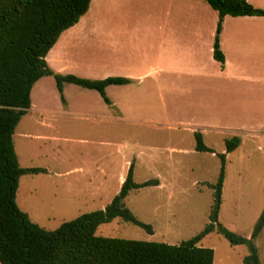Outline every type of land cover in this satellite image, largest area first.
<instances>
[{"label":"rangeland","instance_id":"obj_1","mask_svg":"<svg viewBox=\"0 0 264 264\" xmlns=\"http://www.w3.org/2000/svg\"><path fill=\"white\" fill-rule=\"evenodd\" d=\"M197 1L210 8L204 0ZM162 2L90 0L79 21L49 50V67L94 79L123 68L143 73L157 67L163 55L158 39ZM244 22L264 25V16ZM61 62L64 69L58 71ZM258 62L262 79L257 96L235 121L210 119L192 109L190 85L179 83L175 75L151 71L130 85H108L105 92L113 105L96 90L71 83L63 85V102L54 78L41 77L31 89L30 108L15 127L13 146L21 167L45 171L19 177L18 208L41 227L55 229L109 203L133 163L134 181L160 182L132 189L124 199L151 232L115 217L95 233L177 244L208 222L213 201L208 183L217 180L218 153H225L218 221L250 237L264 207V49ZM194 131L214 152L195 149ZM234 136L240 142L226 152L225 141ZM198 244L213 249V264H244L248 253L246 245H232L216 231ZM254 244L264 264V226Z\"/></svg>","mask_w":264,"mask_h":264},{"label":"trees","instance_id":"obj_2","mask_svg":"<svg viewBox=\"0 0 264 264\" xmlns=\"http://www.w3.org/2000/svg\"><path fill=\"white\" fill-rule=\"evenodd\" d=\"M218 15L212 55L222 66L224 56L219 46V32L225 15L264 16V8L247 0H204ZM90 0H0V264H213V249L198 242L212 231L220 233L230 244H244L248 253L244 264H260L254 239L264 226V207L254 223L250 237L236 234L218 221L224 179L225 153H218L220 170L213 189L208 222L194 236L177 244L158 241L102 236L95 233L102 223L115 217L151 232V226L125 206L132 189L158 185L157 178L136 182L133 163L118 192L103 208L81 213L63 221L55 229H45L32 221L15 202L21 175L44 172L43 168L21 167L13 146V133L20 118L31 106V89L43 76L54 78L64 102V83L96 90L110 104L105 87L124 84L129 78L108 76L101 79L80 77L53 71L46 55L59 35L78 22ZM195 149L214 152L194 131ZM240 140L225 141L226 152Z\"/></svg>","mask_w":264,"mask_h":264},{"label":"crops","instance_id":"obj_3","mask_svg":"<svg viewBox=\"0 0 264 264\" xmlns=\"http://www.w3.org/2000/svg\"><path fill=\"white\" fill-rule=\"evenodd\" d=\"M247 1L255 7L264 8L263 0ZM259 1L263 2L262 5L257 3ZM210 8L199 5L197 0H163L159 6L162 19L158 23V39L163 51L161 63L143 73H137L135 68L115 71L113 76L126 77L130 81L112 85L139 82L151 71L175 75L181 84L188 81L192 96L190 105L198 113L222 121H235L243 117L246 104L257 96L256 86L262 79L258 54L264 49V25L246 23L244 20L263 16L223 17L218 37L224 56L221 66L212 55L216 24L214 9ZM217 19L218 16L216 22ZM62 63L58 71L64 69ZM110 105H113L112 100ZM124 178L122 176L120 179V186Z\"/></svg>","mask_w":264,"mask_h":264}]
</instances>
